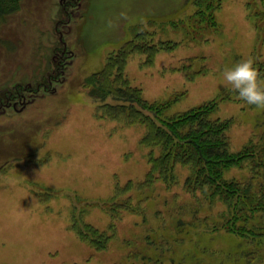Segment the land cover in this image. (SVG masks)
I'll use <instances>...</instances> for the list:
<instances>
[{
    "label": "rangeland",
    "instance_id": "obj_1",
    "mask_svg": "<svg viewBox=\"0 0 264 264\" xmlns=\"http://www.w3.org/2000/svg\"><path fill=\"white\" fill-rule=\"evenodd\" d=\"M249 57L264 67V0H20L0 16V264H264V236L208 224L222 207L184 189L185 164L157 177L129 110L138 94L165 119L216 102L237 152L264 108L222 71ZM126 87L131 103L108 94Z\"/></svg>",
    "mask_w": 264,
    "mask_h": 264
},
{
    "label": "trees",
    "instance_id": "obj_2",
    "mask_svg": "<svg viewBox=\"0 0 264 264\" xmlns=\"http://www.w3.org/2000/svg\"><path fill=\"white\" fill-rule=\"evenodd\" d=\"M19 1L0 0V16L14 12ZM260 66L257 63L255 68L264 84V67ZM135 93L126 87L108 94L131 103ZM237 96L231 93V98ZM237 101L248 109L257 108L240 98ZM216 108V102H210L165 119L166 105L146 103L139 94L129 106L138 122L148 128L145 138L159 148L157 177L172 185L173 165L185 164L188 176L184 189L198 193L206 207H222L220 220L208 223L214 231L252 242L264 236V125L257 141L233 152L227 135L230 120L214 116ZM233 169L245 173L229 177Z\"/></svg>",
    "mask_w": 264,
    "mask_h": 264
},
{
    "label": "clouds",
    "instance_id": "obj_3",
    "mask_svg": "<svg viewBox=\"0 0 264 264\" xmlns=\"http://www.w3.org/2000/svg\"><path fill=\"white\" fill-rule=\"evenodd\" d=\"M222 75L242 101L264 108V84L261 83L251 57L226 66Z\"/></svg>",
    "mask_w": 264,
    "mask_h": 264
}]
</instances>
